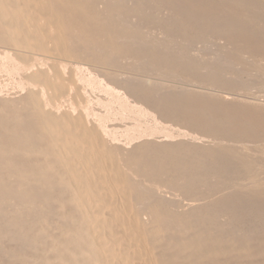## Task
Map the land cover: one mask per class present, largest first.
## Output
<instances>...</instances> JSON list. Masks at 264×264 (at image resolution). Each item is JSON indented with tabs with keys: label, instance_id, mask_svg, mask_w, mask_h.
Here are the masks:
<instances>
[{
	"label": "rangeland",
	"instance_id": "374dc122",
	"mask_svg": "<svg viewBox=\"0 0 264 264\" xmlns=\"http://www.w3.org/2000/svg\"><path fill=\"white\" fill-rule=\"evenodd\" d=\"M0 264H264V0H0Z\"/></svg>",
	"mask_w": 264,
	"mask_h": 264
},
{
	"label": "bare ground",
	"instance_id": "6f19581e",
	"mask_svg": "<svg viewBox=\"0 0 264 264\" xmlns=\"http://www.w3.org/2000/svg\"><path fill=\"white\" fill-rule=\"evenodd\" d=\"M11 4V3H10ZM13 4V3H12ZM16 4H17V2H16ZM13 6V5H12ZM8 19H6V21H7ZM32 35V34H31ZM30 85V84H29ZM45 104V103H44ZM91 204V203H90ZM110 220V219H109ZM120 221V220H119ZM130 233V232H129ZM136 236V235H135ZM121 237V236H120ZM121 239V238H120ZM125 239V238H124ZM122 241V240H121ZM115 242V241H114ZM134 244V243H133ZM141 246V245H140ZM142 250V249H141ZM143 251V250H142ZM121 253V252H120ZM129 253V252H128ZM134 254V253H133ZM116 256H117V254H116ZM129 259V258H128ZM141 260V259H140ZM133 262V261H132ZM135 263V262H134Z\"/></svg>",
	"mask_w": 264,
	"mask_h": 264
}]
</instances>
